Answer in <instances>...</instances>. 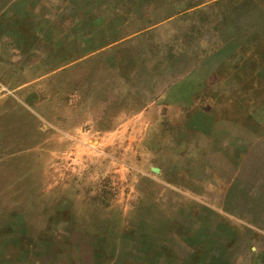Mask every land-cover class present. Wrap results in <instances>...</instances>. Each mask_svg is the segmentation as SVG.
Returning <instances> with one entry per match:
<instances>
[{
  "label": "rangeland",
  "instance_id": "rangeland-1",
  "mask_svg": "<svg viewBox=\"0 0 264 264\" xmlns=\"http://www.w3.org/2000/svg\"><path fill=\"white\" fill-rule=\"evenodd\" d=\"M245 1L142 40L151 62L200 44L186 99L106 109L111 59L32 57L0 10V264H264V35L241 28L264 0Z\"/></svg>",
  "mask_w": 264,
  "mask_h": 264
},
{
  "label": "crops",
  "instance_id": "crops-1",
  "mask_svg": "<svg viewBox=\"0 0 264 264\" xmlns=\"http://www.w3.org/2000/svg\"><path fill=\"white\" fill-rule=\"evenodd\" d=\"M170 1L9 0L0 6V10L14 9L20 15L3 36L8 37L11 42L23 43L24 48L27 47L24 52L39 59L52 60L61 56L70 59H88L95 56L111 59L113 62L110 72L115 76L114 79L110 76L104 82L98 83L104 94L101 100L106 104L105 109L112 102L121 101L127 94L140 99L143 107L158 100H184L186 77H191L198 70L200 37L194 35L193 41L198 45L194 46L193 54H185L189 45H182V54H178L174 46V57L171 58L170 45L165 49L166 56L160 51L155 52L158 57L165 56L164 61L158 59L152 62L149 60L151 56L143 49H148L153 43H144L142 40L166 31L169 26H175V34L181 33L185 37L187 26L201 27V20H212L216 17L212 15L211 7L217 6L218 0H205L188 6L184 0H174L172 3ZM256 1L260 6L259 0ZM250 4H253V0L245 1V10L249 9ZM6 5L14 7L6 8ZM26 10L30 11V15L23 13ZM261 24L263 23H258L257 27L249 26L248 23L244 27L242 24V35L244 36V28L249 36L255 32L257 35H264ZM230 37L231 41L235 40ZM211 40L209 37V43ZM157 41V48L165 43L160 42L162 40ZM178 58L183 59L181 70L171 66ZM53 71L55 70L51 68L41 74L50 75ZM111 92L115 96L110 97ZM117 113L119 116L123 114L122 111Z\"/></svg>",
  "mask_w": 264,
  "mask_h": 264
}]
</instances>
